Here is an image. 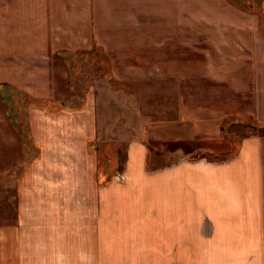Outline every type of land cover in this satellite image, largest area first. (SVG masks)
<instances>
[{"label":"crops","instance_id":"1","mask_svg":"<svg viewBox=\"0 0 264 264\" xmlns=\"http://www.w3.org/2000/svg\"><path fill=\"white\" fill-rule=\"evenodd\" d=\"M100 3L0 0V151L16 154L8 173L16 203L0 205V264H264L262 35L245 72L208 80L206 98L186 116L193 128L181 127L189 135L173 128L156 138L168 147L200 138L206 151L228 154L222 125L250 120L257 129L240 141L235 155L215 161L186 155L150 174L144 170L147 146L134 142L125 176L139 185L128 189L126 182L111 193L98 188L97 160L87 149L96 138L90 112L88 120L81 116L70 126L60 124V110L32 104L27 116L36 155L21 171L26 145L5 93L13 87L38 101L60 99V80H69L68 59L101 47L96 45ZM139 31L143 45L136 67L154 68L159 40L145 47L144 38L160 37V30ZM127 189L130 203L123 196ZM108 193L121 203H106ZM151 197L153 203H145Z\"/></svg>","mask_w":264,"mask_h":264},{"label":"rangeland","instance_id":"2","mask_svg":"<svg viewBox=\"0 0 264 264\" xmlns=\"http://www.w3.org/2000/svg\"><path fill=\"white\" fill-rule=\"evenodd\" d=\"M98 8L96 45L101 47L68 59L69 80H60V99L38 103L13 87L5 93L9 114L26 145L21 171L36 155L31 148L27 116V107L32 104L53 112L60 110V124L70 126L81 116L88 120L90 112L96 138L87 149L97 160L98 188H110L111 193L126 182L128 189L139 185L137 178L134 181L125 176L129 146L134 142L146 144L144 170L150 174L186 155L193 161L235 155L240 141L257 129L250 120L229 119L222 125V136L231 145L228 154L206 151L200 138L169 147L156 138H165L168 129L172 133L176 128H193L186 116L190 117L195 111L191 109H198L199 100L201 104L206 98L210 78L232 79L234 73L238 75L249 67L246 61L250 50L264 35V0H101ZM148 28L160 30V37L144 38L145 47L153 39L159 40L160 50L154 54L157 62L154 68L136 67L141 55L138 49L143 45L139 30ZM152 55L145 52L146 58ZM207 64L214 68L207 69ZM88 105L90 110L84 112ZM180 145L186 146L176 150ZM169 150L181 154L177 158L168 154ZM15 155L13 151H0V205L16 203L12 175H8L15 168ZM128 189L123 195L125 203L132 202L128 201ZM152 201V197L145 199V203ZM101 202L104 200L98 198L97 203ZM109 202L121 203L116 195L108 193Z\"/></svg>","mask_w":264,"mask_h":264},{"label":"trees","instance_id":"3","mask_svg":"<svg viewBox=\"0 0 264 264\" xmlns=\"http://www.w3.org/2000/svg\"><path fill=\"white\" fill-rule=\"evenodd\" d=\"M262 37H264V35L262 36ZM28 99H29V97H28ZM31 102H35V100L33 101V100H31ZM38 103H42V102H45V101H37Z\"/></svg>","mask_w":264,"mask_h":264}]
</instances>
